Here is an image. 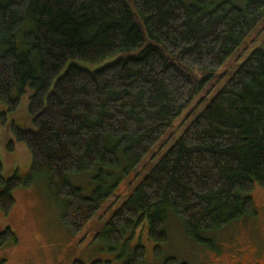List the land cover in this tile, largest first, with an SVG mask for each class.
Returning a JSON list of instances; mask_svg holds the SVG:
<instances>
[{
    "label": "trees",
    "instance_id": "1",
    "mask_svg": "<svg viewBox=\"0 0 264 264\" xmlns=\"http://www.w3.org/2000/svg\"><path fill=\"white\" fill-rule=\"evenodd\" d=\"M263 17L264 0H0V100L15 111L30 86L36 127L11 124L31 152V172L5 178L0 160V211L8 215L14 191L45 175L63 224L83 230L118 186L120 177L103 181L104 168L124 161V174L134 169ZM97 168L90 195L68 179ZM256 184L264 190L263 47L239 64L98 236L126 247L146 227L161 256L176 217L194 242L213 247L206 233L256 215ZM18 242L10 227L0 232V249ZM145 257L137 244L122 264H148Z\"/></svg>",
    "mask_w": 264,
    "mask_h": 264
},
{
    "label": "rangeland",
    "instance_id": "2",
    "mask_svg": "<svg viewBox=\"0 0 264 264\" xmlns=\"http://www.w3.org/2000/svg\"><path fill=\"white\" fill-rule=\"evenodd\" d=\"M258 47L264 48V17L261 24L227 59L215 77L134 169L124 174V161L120 168L112 169V171L104 168L103 181L110 185L120 177L118 186L106 198L83 230L73 232L63 224L61 205L49 189L47 176L37 177L30 187L16 189L14 191L16 204L13 210L8 215L0 211V232L10 227L16 233L19 242L18 245L8 244L1 248L0 258H10V264H93L96 261L122 264L126 252L132 250L137 244H142L146 250L145 259L148 264H164L167 258H176L179 263L187 264H234L239 256L227 251L228 247L235 244L233 242L255 241L260 244V241H264V190L258 184L250 193L254 200L256 217H245L222 229L205 234L213 238L216 243L224 244L223 253L220 256L214 255L215 252L210 248L194 242L176 217L168 219L166 226L168 239L161 244V256L155 254V242L148 237L146 227L138 229L135 235L130 237L126 247L124 245L126 241L116 246L98 236L114 211L178 139L188 124L210 102L246 56ZM239 55L241 57L237 59ZM113 58L109 57L103 60V63ZM70 62L88 69H95L102 65V63L81 60ZM64 70L60 75L64 73ZM33 92L30 86L26 88L21 96L19 107L15 111L9 110L8 105L0 100V160L5 178L14 175L25 178L31 172V152L26 143L17 140L11 124L14 122L22 128H36L29 112L30 97ZM11 141L14 143L13 150L8 149ZM100 169L71 173L68 179L71 184L80 187L85 195H90L98 184L96 176ZM1 189L0 185V191ZM171 215L174 216V214ZM248 259L243 255L242 264H246Z\"/></svg>",
    "mask_w": 264,
    "mask_h": 264
},
{
    "label": "flooded vegetation",
    "instance_id": "3",
    "mask_svg": "<svg viewBox=\"0 0 264 264\" xmlns=\"http://www.w3.org/2000/svg\"><path fill=\"white\" fill-rule=\"evenodd\" d=\"M235 243L232 247H228L227 251L231 254H237L239 258L234 264H242L243 255L249 258L246 264H264V241H260L258 244L255 241L251 242H233ZM215 252L214 255L220 256L223 253L224 244L216 243L214 240L213 247L203 244ZM244 246V248H243ZM203 259V258H201ZM11 259L7 257L0 258V264H10Z\"/></svg>",
    "mask_w": 264,
    "mask_h": 264
}]
</instances>
